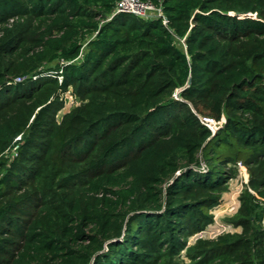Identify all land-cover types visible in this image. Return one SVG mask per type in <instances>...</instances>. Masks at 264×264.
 Wrapping results in <instances>:
<instances>
[{
	"label": "trees",
	"instance_id": "16d2710c",
	"mask_svg": "<svg viewBox=\"0 0 264 264\" xmlns=\"http://www.w3.org/2000/svg\"><path fill=\"white\" fill-rule=\"evenodd\" d=\"M118 1L0 0V264H264V0Z\"/></svg>",
	"mask_w": 264,
	"mask_h": 264
},
{
	"label": "rangeland",
	"instance_id": "374dc122",
	"mask_svg": "<svg viewBox=\"0 0 264 264\" xmlns=\"http://www.w3.org/2000/svg\"><path fill=\"white\" fill-rule=\"evenodd\" d=\"M67 98L68 102L66 103L65 108L59 113V119H61L65 113L69 112L76 104H78L70 93L67 94ZM242 172L243 171L240 170L238 177L230 182L229 191L225 193V197L222 198V203L213 210L215 222L207 231L203 232V238L216 239L222 234L231 233L228 219L234 215L235 210L233 209L234 207H232L226 211V205L224 204L230 203L233 205L237 200H239V196L245 186L242 182V178L240 177ZM223 200L225 202H223ZM196 239V237L191 238L190 244H193Z\"/></svg>",
	"mask_w": 264,
	"mask_h": 264
},
{
	"label": "built area",
	"instance_id": "2783aa9c",
	"mask_svg": "<svg viewBox=\"0 0 264 264\" xmlns=\"http://www.w3.org/2000/svg\"><path fill=\"white\" fill-rule=\"evenodd\" d=\"M117 13H127L133 14L141 18H147L151 16L162 17V11L160 8H155L152 4L144 2L142 0H119L117 4ZM163 18V17H162ZM164 24L166 20L163 18ZM21 78H18L17 81H21ZM202 123L208 126L213 133L217 129L216 122L209 119H201ZM15 151V149H14ZM13 151V152H14ZM239 169L242 171V164H238ZM196 238L203 237V233L195 236Z\"/></svg>",
	"mask_w": 264,
	"mask_h": 264
},
{
	"label": "crops",
	"instance_id": "0c3cea01",
	"mask_svg": "<svg viewBox=\"0 0 264 264\" xmlns=\"http://www.w3.org/2000/svg\"><path fill=\"white\" fill-rule=\"evenodd\" d=\"M240 177L242 178V182L244 183V184H247L248 183V179H249V176H248V173L247 172H242L241 173V175H240ZM225 197V194L223 195V198ZM225 200V199H224ZM223 200V202H225ZM224 205H226V211H228L229 209H231L232 207H234L233 209L235 210V212H234V214L238 211V209H239V207H240V202H239V200H237L236 202H235V204H233V205H231L230 203H227V204H224ZM212 226V225H211ZM210 226V227H211ZM209 227V228H210ZM208 228V229H209ZM230 228H231V233H241L242 232V228H235V227H233L231 224H230ZM207 229V230H208ZM206 230V231H207ZM233 231V232H232Z\"/></svg>",
	"mask_w": 264,
	"mask_h": 264
},
{
	"label": "water",
	"instance_id": "95a60500",
	"mask_svg": "<svg viewBox=\"0 0 264 264\" xmlns=\"http://www.w3.org/2000/svg\"><path fill=\"white\" fill-rule=\"evenodd\" d=\"M215 132H216V130H215ZM215 134V133H214Z\"/></svg>",
	"mask_w": 264,
	"mask_h": 264
},
{
	"label": "bare ground",
	"instance_id": "6f19581e",
	"mask_svg": "<svg viewBox=\"0 0 264 264\" xmlns=\"http://www.w3.org/2000/svg\"><path fill=\"white\" fill-rule=\"evenodd\" d=\"M222 214V213H221Z\"/></svg>",
	"mask_w": 264,
	"mask_h": 264
}]
</instances>
